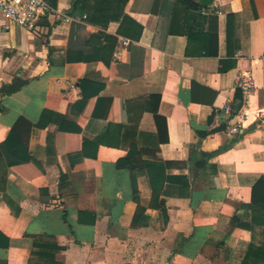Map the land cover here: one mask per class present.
<instances>
[{"label": "crops", "instance_id": "obj_1", "mask_svg": "<svg viewBox=\"0 0 264 264\" xmlns=\"http://www.w3.org/2000/svg\"><path fill=\"white\" fill-rule=\"evenodd\" d=\"M48 1L65 13L74 3ZM184 3L127 0L106 25L51 16L35 30L0 14V143L12 133L26 147L0 146V264H242L251 243L264 246V224L242 214L264 176V15L251 0ZM243 68L254 86L232 112ZM82 78L126 110L93 160L81 151L90 130H59L94 106ZM243 111L242 132L229 133Z\"/></svg>", "mask_w": 264, "mask_h": 264}, {"label": "trees", "instance_id": "obj_2", "mask_svg": "<svg viewBox=\"0 0 264 264\" xmlns=\"http://www.w3.org/2000/svg\"><path fill=\"white\" fill-rule=\"evenodd\" d=\"M86 0H74L73 6L70 11H68L69 14H75V12H80L83 14L84 9L87 10V7L84 5V2ZM92 6H90L86 13V18L88 21L97 20L99 23L106 25L108 20L110 18H119L120 10L123 7V4L127 0H93ZM164 1H170L173 2V5H176V3L179 2V0H164ZM184 3V0H181ZM190 3L193 6H196V8H202L206 7L212 0H189ZM252 3H254L255 7V16H262L264 15V7L262 10H260V3L264 5V0H251ZM174 11L175 7L173 6V20H174ZM98 17V19L96 18ZM233 18V14L229 13L227 15V21L229 22L228 29H227V40L230 38V21ZM102 19V20H101ZM227 22V23H228ZM170 31H175L174 28V22H172ZM215 33H211V37H215L214 40H216V30ZM186 34L189 36V38L195 37L200 35L199 31L196 30H186ZM113 48V47H112ZM207 53L210 54V50H207ZM112 54V50L110 51V55ZM105 64L110 68L112 67V64L114 60L110 56L109 58H104ZM226 68V66L223 65L221 69ZM78 86L80 88L81 96L85 100H91L93 98L95 99L94 106L92 110H90L88 113L82 112L83 109L79 110V114L83 113V121H80L79 124H72L70 121L65 120L60 126L59 130H65V132H80L81 129L90 130V137H86L83 139L81 144V151L83 156H85L87 159L93 160L96 156V149L99 144L105 142L104 137L107 134V130L109 129V126L114 123H121L125 121L126 119V110L124 106V102L121 99L115 98V97H103L99 95V92L103 89L104 84L101 82L92 81L89 79L82 78L78 82ZM242 92L243 90L240 87H237V89L233 90L232 93L233 96L231 98V108L233 109L232 112L237 110L241 105V99H242ZM156 100V107L153 109L154 114V120L160 135V138L164 141H167L168 135H167V125H166V119L164 116L160 115L157 112V103L159 101V96H153ZM81 120V119H80ZM86 121V122H85ZM94 121H102L104 124L100 126H94ZM84 122L86 124H84ZM82 126H84L82 128ZM94 132V134H93ZM163 135V136H162ZM15 135L10 133L9 136L6 138V140L2 143H0V146H9V152H12L11 154L16 155L20 153V151H23L26 153V147L22 146L21 148H18L17 145H15L14 142ZM221 149H224V147H221ZM203 159H200L197 161V166H200ZM9 166H15V161L8 162ZM243 213L247 214L250 210L251 215V221L252 222H259L261 224H264V176H261L257 179L255 184L252 187L251 191V202L245 205H242ZM240 215L236 214L234 217L235 223L237 226H244V224L240 221ZM258 262H262L264 264V246H255L254 244H250L247 252L242 260V264H258Z\"/></svg>", "mask_w": 264, "mask_h": 264}, {"label": "built area", "instance_id": "obj_3", "mask_svg": "<svg viewBox=\"0 0 264 264\" xmlns=\"http://www.w3.org/2000/svg\"><path fill=\"white\" fill-rule=\"evenodd\" d=\"M0 14L20 27L35 30L44 18L53 17L55 22L70 23L79 21L86 14L71 15L54 8L48 0H0ZM237 85L246 93L254 86L252 73L249 68L240 69L236 75ZM249 117L243 111L227 125L229 133H240L244 128V121Z\"/></svg>", "mask_w": 264, "mask_h": 264}]
</instances>
